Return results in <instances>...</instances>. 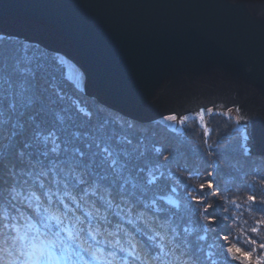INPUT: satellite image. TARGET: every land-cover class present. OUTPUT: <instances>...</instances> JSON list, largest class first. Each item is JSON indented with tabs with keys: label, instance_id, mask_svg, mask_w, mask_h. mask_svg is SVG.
Listing matches in <instances>:
<instances>
[{
	"label": "water",
	"instance_id": "95a60500",
	"mask_svg": "<svg viewBox=\"0 0 264 264\" xmlns=\"http://www.w3.org/2000/svg\"><path fill=\"white\" fill-rule=\"evenodd\" d=\"M0 33L65 56L139 122L232 105L264 154V0H0Z\"/></svg>",
	"mask_w": 264,
	"mask_h": 264
},
{
	"label": "snow or ice",
	"instance_id": "6c2138e0",
	"mask_svg": "<svg viewBox=\"0 0 264 264\" xmlns=\"http://www.w3.org/2000/svg\"><path fill=\"white\" fill-rule=\"evenodd\" d=\"M2 39L3 35H0ZM13 52L14 49L0 48V62L12 59ZM54 79V76L51 77V80ZM3 82L8 88L5 89L6 94L0 96V129L10 124L13 131L11 137H4L8 143L0 144V225L8 228L9 223L16 220L9 206L16 209L19 203L26 204L39 214L45 229L41 233L35 225H30L36 235L29 236L27 232L20 235V229L13 225L17 233L13 246L19 242L23 249L19 256L27 258L21 261L17 256L7 264H48L55 251L67 249L62 233L67 234V240L78 241L85 252L99 258L97 252L100 249L93 250L82 238L85 232L83 220L80 216L69 215L72 209L66 199L78 208H87L88 216H99L105 221L107 216L98 202L107 208L115 204L121 211L126 208L129 213L137 214V219L148 229L145 233L148 245L158 249L156 255L151 254L147 245L141 249L139 242H134L131 237L127 241L128 248L121 244L120 239L115 240V246H119L121 252L127 251L141 264H156L169 257L171 259H167L166 264H176L177 261L181 264H201L198 254L203 253L204 248L200 241L206 236L197 235L194 240L190 239L196 229L184 227L181 231L175 220L173 209H178L179 203L153 192L166 187L165 171H170L167 163L161 162L163 154L160 148L147 138L138 137L133 143L123 132L103 125L93 126L91 121L80 118L69 107L63 106L65 96L53 90L55 85L40 63L32 66L31 61L27 64L17 61ZM205 111L202 109L199 113L201 121ZM167 119L175 121L177 117L173 115ZM187 119L184 116L180 123ZM169 159L163 156V161ZM205 187L212 189L217 185L212 181L202 183L201 196L193 197L197 203H203ZM168 191L174 193L176 189L168 188ZM150 192H153L151 197ZM247 199L251 202L252 211L264 214V200H257L253 195ZM61 206L66 211L62 212ZM211 209V204L204 209L208 223L201 228L205 233L211 231L210 225L216 223ZM16 211L23 215L19 209ZM260 225H264V219L258 220L257 227L251 228V232L258 233ZM99 231V227L93 229L88 224L87 232L93 240ZM108 235L116 233L108 232ZM222 239L227 241L228 236L224 235ZM249 242L257 243L256 240ZM259 247L264 249V244ZM178 251L179 256L176 255ZM227 251L243 255L252 264L250 252H243L239 247H229ZM109 255L113 260L108 264H114L116 253ZM213 255L212 251H208L206 259L218 264ZM183 257L186 259L182 260ZM255 264H264V260H256Z\"/></svg>",
	"mask_w": 264,
	"mask_h": 264
},
{
	"label": "trees",
	"instance_id": "16d2710c",
	"mask_svg": "<svg viewBox=\"0 0 264 264\" xmlns=\"http://www.w3.org/2000/svg\"><path fill=\"white\" fill-rule=\"evenodd\" d=\"M0 35H3L0 48L14 49L12 59L0 62V96L5 95V89L8 88L3 78L11 74L17 61L22 64L31 61L32 66L36 63L44 65L50 82L55 85L53 90L65 96L63 106L69 107L80 118L91 121L93 126L103 125L123 132L133 140V143L138 137L147 138L161 149L163 154L161 162L167 163L170 171H165L166 187L163 190L154 189L153 192L157 196L164 195L166 199H172L168 188L177 187L178 191L172 194L176 196L180 207L173 210L176 212L175 220L180 225V230L182 231L184 227L196 229L190 237L193 240L197 235L206 236L205 240L200 241L204 248V252L198 254L201 264H212L206 259L208 251L213 252V260L218 264H249L243 255L234 251L228 253L229 247H239L243 252H250L252 264H255L256 260H264V249L259 247L260 244H264V225L259 226L258 233L251 232V228L257 227V221L264 219V214L252 211L251 202L247 199L253 195L257 200H264V154L257 153L255 147L251 146L247 138L249 128H242L241 117L234 108L228 110L219 108L215 111L209 108L211 111H208L205 117L210 130L207 138L205 129L200 126L193 114L186 115L188 119L184 123H180L183 117L177 120L179 122L177 128L169 127L163 121L164 118L148 123L138 122L85 95L84 90L69 77L64 63L67 61L65 56L24 38L3 33ZM53 76L55 79L51 80ZM12 131L10 124L0 129V144L8 143L4 137H11ZM163 156L170 159L165 162ZM208 181L214 182L217 187L212 189L205 187L204 201L197 203L193 197L201 196L200 185L207 184ZM153 192L149 193L150 197ZM65 202L72 209L69 215L82 218V226L85 228L82 238L87 240V245H91L93 250L100 249L97 252L99 258L85 252L78 241L67 240V234L62 233L67 249L55 251L49 258L50 264H108L113 260L109 255L112 252L116 253L114 264H141V261L128 255L127 251L121 252L119 246H115V240L120 239L121 244L128 248L127 241L130 237L134 242H139L141 249L147 245L151 249V254L156 255L158 249L148 245L145 235L148 229L137 219V214L129 213L126 208L121 211L115 204L107 208L98 202L101 211L107 216L105 221L99 216H88L87 208H78L71 200L66 199ZM208 204L213 205L210 211L216 223L210 225L212 230L205 233L201 225L208 223L204 212ZM16 209L23 215H19ZM16 209L9 206V211L12 216H16V220L11 221L8 228L0 225V249L4 250L0 251V264H7L23 250L19 242H15V247L13 246L14 238L17 236L15 227L20 229V235L27 232L29 236H35L36 232L30 225H35L41 233L45 231L40 223L41 216L32 208L17 203ZM61 211L66 210L61 206ZM147 211L152 212L151 209ZM65 223L68 221L65 220ZM89 223L93 229L99 227L100 231L95 240L88 235ZM117 225L120 227L117 228ZM108 232H114L116 235L109 236ZM224 235L228 236L227 241L222 239ZM250 240H256L257 243L252 244ZM209 246H212L211 249ZM57 247L59 248V245ZM176 255H180L179 251ZM26 258L19 256L21 261ZM167 259L171 258L157 261L156 264H166ZM176 264H181V261H177Z\"/></svg>",
	"mask_w": 264,
	"mask_h": 264
},
{
	"label": "rangeland",
	"instance_id": "374dc122",
	"mask_svg": "<svg viewBox=\"0 0 264 264\" xmlns=\"http://www.w3.org/2000/svg\"><path fill=\"white\" fill-rule=\"evenodd\" d=\"M55 53V52H54ZM67 59V58H66ZM65 63V66H66V69H67V72H68V75H69V77L73 80V81H75L76 82V84L79 86V87H81L82 89H83V87H84V82H85V78H84V74H83V72L81 71V69L75 64V63H73L72 61H70L69 59H67V61H65L64 62ZM219 107H224L223 105H219ZM230 108H234L235 109V107L234 106H230V107H228V108H226V109H230ZM239 116H241L239 113H237ZM173 115H175L176 117H177V120H179L180 118H182V117H184L185 115H180V116H177L176 114H169V115H167V116H164L163 118H164V122L169 126V127H172V128H177L179 125V122L177 121V120H175V121H171V120H168L167 119V117H169V116H173ZM186 115H188V114H186ZM163 118H160V119H163ZM197 121H198V123L201 121V119H198L197 118ZM203 121L204 122H206L205 121V119H203ZM241 126H242V128H249V132H248V136H247V138H248V140H249V142H250V144H251V146H254V140H253V138H252V135H251V129H250V126H249V124L245 121V119L241 116ZM246 128V129H247ZM247 131V130H246ZM175 189H176V191H178V189H177V187L175 186L174 187ZM173 192H171V198H172V200H176V196H174L173 194H172ZM174 197V198H173Z\"/></svg>",
	"mask_w": 264,
	"mask_h": 264
}]
</instances>
